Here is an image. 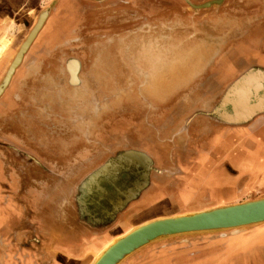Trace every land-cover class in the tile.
Masks as SVG:
<instances>
[{"label":"rangeland","instance_id":"374dc122","mask_svg":"<svg viewBox=\"0 0 264 264\" xmlns=\"http://www.w3.org/2000/svg\"><path fill=\"white\" fill-rule=\"evenodd\" d=\"M180 1L186 6L189 20L201 12L208 13L219 7L199 11L193 5L215 0H204L199 5L193 0ZM61 3L62 0H31L29 10L13 15L12 20L6 18L5 22L11 25L0 32V42L9 41L8 47L0 54L1 85L41 14L46 10L50 12L0 96V196L5 203L15 195L17 204L28 206L29 226L22 229V240L33 252L38 250L40 239L53 238V232L40 228L36 221L38 196L42 206L45 205L43 198L49 197L50 192L47 188L42 195V185L30 180L29 187L24 190L26 198L20 199L21 189L17 182L21 174L35 176V171L40 169L45 176L55 174L60 180L68 176L81 180L102 160L121 150L143 148L151 151V156L156 150L167 159L172 157V149L177 162L168 164V167L161 163L159 166L163 170L173 167L171 176L183 183L181 174L186 170L183 166H190L187 160L190 161V155L194 153L183 151L187 137L181 135L187 122L186 117L181 116L183 111L191 110L181 102L180 95L167 107L165 102L159 101L160 97L154 103V95L144 86L148 78L147 65L142 62L139 65L138 62V68L143 67L144 71L135 72L133 69L134 53L147 43L141 42L140 45L135 38L147 36L150 31L149 14L143 12V7L135 5L134 0H79L75 15L76 11L69 14L66 9H61L65 7L73 11L72 2ZM139 11L145 18L138 17ZM157 27V30L166 28L164 25ZM134 47L137 48L135 51ZM152 47L151 43L145 50L149 52ZM68 61L78 63V74L82 65L80 75L86 86H75L81 83L79 79L76 84L70 83ZM148 65L152 80L149 89L157 93V90L163 91L168 65L165 72L164 59L160 57L148 58ZM157 66H160L159 72L155 71ZM100 68L112 72L105 81H94L88 85L90 79L98 78L95 74H99ZM133 79H137L138 85H134ZM118 80L123 82L122 87L116 86ZM183 93L190 94L191 91ZM101 111L103 114L100 115ZM202 174L206 181H216L212 173L203 171ZM12 178L17 182L9 183ZM193 184H190L192 190ZM37 188L40 193H37ZM191 189L187 197L192 195ZM263 197L264 191L255 193L253 198L236 197L229 203L225 199L215 201L212 192L208 191L202 204L200 199L194 200L191 207H184V211L196 212ZM48 210L46 208L45 211ZM181 211L171 205L158 216H174ZM136 226L138 224L118 230L106 238L107 242L102 246L80 253L77 258L82 259L77 261L92 264L106 245ZM20 231H14V239ZM61 234L63 239L68 232ZM77 234L80 239L85 235L82 232ZM61 250L65 253V249ZM121 264H264V224L238 233L228 230L165 238L140 249Z\"/></svg>","mask_w":264,"mask_h":264},{"label":"crops","instance_id":"0c3cea01","mask_svg":"<svg viewBox=\"0 0 264 264\" xmlns=\"http://www.w3.org/2000/svg\"><path fill=\"white\" fill-rule=\"evenodd\" d=\"M30 2L0 0V32L11 25L5 19L25 13ZM218 6L192 30L188 26L180 32L179 46L174 47L178 36L171 35V60H164L165 72L169 67L166 87L163 94L154 92V103L160 97L167 107L180 95L191 110L181 116L187 119L181 134L187 137L183 151L194 152L187 160L190 166H183L184 182L171 176L173 167L159 166L168 167L173 161L167 162L156 150L151 153L154 172L149 171L143 187L136 172L127 180L125 163L118 156H123L121 152L108 159V169L96 180L88 175L81 180L41 175L35 181L42 185L41 194L47 188L51 194L42 196V206L38 196L36 221L40 228L52 231L53 238L40 239L38 250L30 251L22 240V229L29 226L28 207L17 204L15 195L5 203L0 196V264H81L80 253L102 246L118 230L161 217L158 214L171 205L184 214L192 201L200 199L202 204L208 191L215 201L229 203L264 191V0H224ZM160 70L157 66L155 71ZM187 91L191 93H183ZM203 171L212 173L216 181H206ZM17 183L23 200L29 186L23 178ZM190 189L192 195L187 197ZM133 191L137 192L134 199L125 196ZM61 232L68 234L62 239ZM77 232L87 236L80 239Z\"/></svg>","mask_w":264,"mask_h":264},{"label":"flooded vegetation","instance_id":"af4514ba","mask_svg":"<svg viewBox=\"0 0 264 264\" xmlns=\"http://www.w3.org/2000/svg\"><path fill=\"white\" fill-rule=\"evenodd\" d=\"M72 2L74 5V10L71 11L67 8H61V9H66V12L69 14H74L75 11V15L77 14V7L79 6V0H62V3H66V2ZM195 3H197V5H199V3H201V1L204 0H193ZM124 2V1H123ZM61 3V4H62ZM120 3V1H119ZM135 5L143 7V12L144 13H148L149 14V18H148V22L150 23V31L148 32L147 36H143V37H136L135 39H138V43L141 45L143 42H147L144 43L141 48L137 49L134 47V51L137 49L138 53L135 52L134 53V57H133V63H134V71H138V70H143V67L138 68V62L139 65H141L140 63H144L145 65H147V69H148V78L146 79V84H144V86L148 87V91L150 94L154 95V90L149 89V83L152 81L150 78V69H149V65H148V58L150 59V57L153 58H157L160 57L161 59H164L165 62L171 60L170 58V50L171 49V35H176L178 36V43L174 44L179 46V36H180V32L181 31H185L187 30V27L189 26V30H192V26H196L198 20H202V18H204L206 16V14H208L207 12H201L199 13L196 17H194L193 20H189L190 18H188L189 16L186 15V11H185V4L179 0L178 1H170V0H134ZM129 4V3H127ZM142 5V6H141ZM61 6V5H60ZM194 8L197 9V7H195L193 5ZM60 9V8H59ZM199 10V9H197ZM212 12V11H211ZM138 17L142 18L141 16L142 13L139 11L138 12ZM210 14V13H209ZM143 18H145L143 16ZM147 21V20H146ZM154 24V26H153ZM182 24H186L184 26H182ZM160 25H164L166 28L165 29H160L157 30V26ZM52 26V25H51ZM54 27V26H52ZM54 30V29H53ZM55 32L57 33V29L55 30ZM55 33V35H56ZM54 34V33H52ZM148 37V38H147ZM148 39V40H147ZM176 39V40H177ZM136 42V41H135ZM142 42V43H141ZM153 45L152 49L147 52L145 49L148 48L149 44ZM163 44V46H161ZM167 48V49H166ZM112 50V49H111ZM169 53V54H166ZM174 58V57H172ZM76 60V59H75ZM138 60V61H137ZM70 61V60H69ZM68 61V62H69ZM79 62V61H78ZM80 64V62H79ZM68 68H69V72L72 75L73 80L74 79H79L81 80V83L79 85H75V86H86L87 83H85L84 79H82L80 72L82 70V65L80 64V69H79V74H78V63L75 61H71L69 62V65L67 64ZM94 72V71H93ZM99 74L95 76H97L98 78L90 79L88 82V85L91 84L90 82H96V81H100L103 82L106 80V77L109 75V73H111V70L105 69V68H100L97 71ZM107 72V73H106ZM134 85H138L137 79H133ZM114 81V80H112ZM116 81V80H115ZM78 82V81H77ZM80 82V81H79ZM70 83L71 82V76H70ZM124 84L123 82L120 83V81L118 80L116 83V86L122 87ZM158 91V95L163 94V91ZM119 102V101H118ZM106 112H109L108 110ZM99 114H103V111L99 112ZM55 143V142H54ZM123 154V156L118 155L121 161H124V171L127 172L126 177L128 178L127 180H130L133 177V174L136 172L138 174V184L139 187L142 186L145 183V179L148 176L149 171L151 170V172L153 171V169H151L152 167V157L151 155H148L145 152L139 151V149H125V150H121L119 151ZM130 152H134L137 154H132ZM117 156L116 154H113L112 156H110L107 159L102 160V162H100L99 165H97L95 168H92V170L90 172L87 173L88 176H93L94 180H96V178H98L100 175L103 174L104 170L106 171V169H108V159L113 158ZM53 157L55 158V154L53 153ZM135 163V165L132 167V164ZM177 162L176 160H174V155L172 154L171 158H167V162ZM156 162V161H155ZM104 163V164H103ZM180 163V162H178ZM103 164V165H102ZM170 164V163H169ZM102 165V166H100ZM106 166V168H105ZM99 167V168H97ZM97 168V169H96ZM105 168V169H104ZM33 171V170H32ZM36 174L34 176V174H21L20 176V180L23 178L24 182H25V186L27 185V180L30 182V180L32 181H36V178H40L41 175H44V172L41 171L40 169H37ZM42 172V173H41ZM154 172V171H153ZM85 175V176H87ZM45 176V175H44ZM84 176V177H85ZM140 178V179H139ZM13 179V178H12ZM133 179V178H132ZM19 181V180H18ZM20 184V183H19ZM1 186V185H0ZM84 189V188H83ZM137 194V192L133 191L128 195H125L127 198L130 199H134ZM132 201V200H130ZM23 206H26L25 204ZM28 207V206H27ZM115 209H120L119 206L115 207ZM104 227V226H102Z\"/></svg>","mask_w":264,"mask_h":264},{"label":"water","instance_id":"95a60500","mask_svg":"<svg viewBox=\"0 0 264 264\" xmlns=\"http://www.w3.org/2000/svg\"><path fill=\"white\" fill-rule=\"evenodd\" d=\"M55 1L57 0H54V2ZM223 1L224 0H215L200 5L199 7H195H197V9L210 8L212 6H218ZM49 13L50 12L46 10L41 14L38 23L22 45L17 54L19 55L22 53V57L16 65V68L22 61L24 53L27 51L30 44L33 42L41 29L45 20L32 40L29 41L35 29L40 24L41 19H43V15H46L47 17ZM25 45H27V47L24 50ZM16 59L17 56L14 62ZM16 68L14 69V72ZM10 69L11 66L9 70ZM9 70L3 83L0 85V96L4 93L12 75L14 74L13 72L11 77H9ZM130 153L137 154L134 152ZM260 224H264V197L196 212L156 218L140 224L136 229L132 230L123 237L122 234L118 237V239L116 238L117 241L109 246L96 261L94 260L93 264H121L129 256L136 253L140 249L165 238L228 230H231L233 233H238L243 229ZM233 228H238L239 230H234Z\"/></svg>","mask_w":264,"mask_h":264},{"label":"bare ground","instance_id":"6f19581e","mask_svg":"<svg viewBox=\"0 0 264 264\" xmlns=\"http://www.w3.org/2000/svg\"><path fill=\"white\" fill-rule=\"evenodd\" d=\"M45 19H46V15H43V19H41L40 24H39L38 27L35 29L33 35L30 37L29 41H31L32 38L35 36V34L37 33L38 29L40 28L41 24L43 23V21H44ZM27 44H28V43H27ZM8 45H9V41H8L7 39H6L5 41H3V42H0V54H1V53H2V52L8 47ZM26 47H27V45H25L24 50H25ZM21 54H22V53H20V54L17 56L16 61H15L14 64L12 65V68H11V70H10V72H9V75H10L9 77H11V75H12L14 69L16 68V65L19 63V61H20V59H21V57H22ZM71 81H72L73 84L78 83L76 79L73 80L72 75H71ZM168 217H169V216H168ZM162 218H163V217H162ZM138 226H139V225H138ZM138 226L133 227L130 231L124 233V234L122 235V237H123L124 235L128 234L129 232H131L132 230L136 229ZM241 228H244V227H241ZM233 229H234V228H233ZM234 230H239V229H238V228H235ZM116 241H117V240H114L113 242H111V243H109L108 245H106V246L104 247V249H102L101 252H100L99 254H97V256L95 257V261L99 258V256H100V255H101V254H102V253H103V252H104L109 246H111L112 244H114ZM93 262H94V261H93ZM93 262H92V264H93Z\"/></svg>","mask_w":264,"mask_h":264}]
</instances>
